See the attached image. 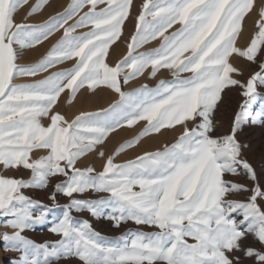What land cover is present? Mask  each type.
<instances>
[{
	"label": "snow or ice",
	"instance_id": "obj_1",
	"mask_svg": "<svg viewBox=\"0 0 264 264\" xmlns=\"http://www.w3.org/2000/svg\"><path fill=\"white\" fill-rule=\"evenodd\" d=\"M29 2L0 0V217H7L2 224L13 230L0 233V239L5 251L19 253L12 264L73 258L80 264H264V186L236 136L247 120V102L257 95V85H264V63L241 82L233 78L240 72L230 62L235 55L254 63L264 51V6L242 48L237 40L245 18L256 11L255 0H144L126 55L110 65L109 49L132 18L134 0H71L62 13L27 23L49 2L35 0L25 22H16V13ZM58 32L62 35L41 59L19 63L24 51ZM154 41L158 47L139 51ZM67 62L71 67H59ZM161 69L172 79L123 90L146 71L152 79ZM22 79L30 82H15ZM234 87L245 103L230 132L215 135L213 114L222 93ZM101 88L118 98L70 121L56 111L62 94L67 92L71 103L81 90L95 95ZM140 122L139 135L115 152L99 151L101 170L78 166L118 129ZM177 126L183 131L174 142L116 162L143 138ZM35 151L45 154L33 157ZM241 167L256 182L251 188L228 179L239 176ZM20 168L29 170L30 178L3 174ZM57 176L63 180L49 196L51 208L23 191L46 189ZM242 192L249 193L246 200L230 198ZM57 193L68 203L59 205ZM88 193L98 198H84ZM52 208H61L62 215L49 219ZM73 212L104 218L114 228L132 222L156 230L130 229L109 240ZM45 224L59 239L37 243L23 234ZM249 235L253 243L245 244Z\"/></svg>",
	"mask_w": 264,
	"mask_h": 264
},
{
	"label": "rangeland",
	"instance_id": "obj_2",
	"mask_svg": "<svg viewBox=\"0 0 264 264\" xmlns=\"http://www.w3.org/2000/svg\"><path fill=\"white\" fill-rule=\"evenodd\" d=\"M35 2H31L33 4ZM71 3V0H65L63 4L55 5L52 7V10L45 13V9L47 8L48 4L44 7V9L38 13L29 17L26 21L27 23H42L43 21L47 20L49 16H54L57 13H62L64 9ZM144 0L141 4L137 7L136 12L133 14V18L129 19V24L125 22V26L122 31V36L116 43L109 49V56L106 59V62L110 65H114L118 60L122 59L124 55L127 53V41L130 35L134 31V18L140 11V8ZM31 4L29 3V7L24 6L23 8L19 9L15 15L16 22H25L24 17L27 15L28 11L30 10ZM264 6V2H263ZM60 8V9H59ZM27 10V11H26ZM86 10V9H85ZM40 16H42L40 18ZM40 18V19H39ZM132 19V20H131ZM257 19V18H256ZM255 19V20H256ZM71 23V22H70ZM129 27V28H128ZM175 27H179L178 25ZM255 29L254 22L252 23L251 33L248 38L246 45L248 44L251 35L253 34ZM171 31V30H170ZM62 32L56 33L52 36L48 41L44 42L42 45L38 46L34 50H26L24 51L23 55L20 57L19 63L20 64H32L37 62L41 59L47 51L51 48V46L60 38ZM245 45V46H246ZM159 46V41H154L144 48L139 49V51H147L151 48H155ZM244 46V47H245ZM232 58V64L234 67L239 69L240 74L233 73V78L241 81L246 82L250 76L260 70V64L264 63V51H262L256 61L249 62L244 58L234 56L230 57V61ZM73 62H67L63 65H60L61 68H68L71 67ZM56 69H53V71ZM44 75H47L45 73ZM149 72L146 71L144 76L137 78L136 80L130 81L128 85L123 87V90L129 91L131 89L137 88L142 84H148L150 87H154L161 79L164 80H171L172 76L168 70L161 69L155 78L149 79L148 78ZM43 76H38L36 79H42ZM16 83L22 82H30L27 80H17ZM65 95V96H64ZM117 95L113 93L111 90L106 88H101L98 90L95 95L90 94L87 89L81 90L80 93L77 95V99L73 100L71 103L68 102V94L67 92L62 94L58 102V106L56 111L63 114L69 121L72 120L76 115L79 114L80 111H95L99 108L107 107L109 103L113 100L117 99ZM245 103V97L241 95V89L239 87H234L231 89L225 90L222 93V102L218 105L217 110L213 114L214 120V134L215 135H224L230 132L233 117L236 112L240 110V105ZM61 104V105H60ZM246 111L248 113L246 122L242 123L238 126V131L236 133L237 139L240 141L242 145H246L243 149L244 158L251 163L257 173V182L264 186V85H257V95L251 101L247 102ZM45 120V119H44ZM42 121L43 123L45 121ZM44 125H46L44 123ZM144 126V122H140L138 125L124 129H118L114 134L110 136L109 139L105 141V143L101 146H98L95 151L87 155L86 157L82 158L81 161L78 163L79 167L85 166H94L97 171L101 170L104 160L98 156L99 151L103 150L105 152V156L112 154L115 150L120 146V144L134 138L135 136L139 135L142 131ZM190 128L193 124L190 122L188 125ZM183 131V129L177 126L174 130H162L160 134H153L149 137L143 138L141 143L136 147L126 150L125 152L121 153L118 157H116L117 163L125 162L129 159L135 158L137 155L142 154L145 150L146 151H155L156 149L161 148L165 143H172L178 137V135ZM117 136L115 139L112 140L113 137ZM150 138V139H149ZM158 139L159 141L151 142L154 139ZM113 142V143H112ZM144 142V143H143ZM159 142V143H158ZM157 145H155V144ZM153 145V146H151ZM110 146V147H109ZM108 147V148H107ZM139 153V154H138ZM36 154V155H35ZM43 151H35L32 153L33 157H39L44 155ZM21 173H18V177H22L24 179L30 178V171H26L23 168ZM240 175L239 176H229L228 179L234 180L239 183H243L251 188L254 183L249 179L245 170L241 167L239 168ZM63 180V177H54L50 180L49 186L46 189H24L26 195L32 197L35 200L41 201L44 205L49 206L50 208L53 205V201L49 199V196L54 191V185L58 182ZM104 195V194H101ZM249 193L242 192L236 193L231 196V199H238V200H246ZM84 198H98L95 194L88 193ZM56 202L59 205H64L68 203V198L63 196L62 194L57 193L56 195ZM262 205H264V200L260 201ZM62 215L61 208H52V211L49 213V219L53 217H58ZM235 215V214H234ZM73 216L76 219H88L92 227L100 232L103 236L107 237L109 240H114L115 238L121 236L128 230H143V231H155L156 229L149 228L147 226H137L132 222H128L127 224H123L120 228H114L112 223L104 218L95 219L92 218L87 212L83 213H75L73 212ZM7 217H0V233L8 232L11 233L13 230L8 227H4L2 222L6 220ZM49 225H38L35 227L34 230L25 231L23 234L28 238L34 240L37 243H44L46 241H55L59 239L58 236L53 235L48 231ZM245 244L253 243V239L251 235L244 241ZM255 247L259 248V244H255ZM19 253L13 251H5L4 242L0 239V264H12L13 260L18 258ZM80 262L73 258L70 260H60L59 262H54V264H74ZM246 264H253L252 260H247Z\"/></svg>",
	"mask_w": 264,
	"mask_h": 264
},
{
	"label": "bare ground",
	"instance_id": "obj_3",
	"mask_svg": "<svg viewBox=\"0 0 264 264\" xmlns=\"http://www.w3.org/2000/svg\"><path fill=\"white\" fill-rule=\"evenodd\" d=\"M64 1L65 0H49V2H48V6H46L47 8L44 10L45 11V13L46 12H49V11H51L52 10V7L54 6L55 7V5L57 6V4L58 5H60L61 6V4H63L64 3ZM143 0H134V4H133V8H132V13H131V17L133 18V14L136 12V9H137V7L141 4V2H142ZM31 2H35V0H30V4H31ZM263 2H264V0H255V8H256V11H254V12H252V13H250L246 18H245V22L243 23V26H242V34L238 37V40H237V45L239 46V47H244L245 45H246V43H247V41H248V38H249V36H250V33H251V28H252V23L255 21V19L257 18V16H258V12H259V9H260V7H262L263 6ZM27 7H29V6H27ZM62 7V6H61ZM60 9V8H59ZM27 11V10H26ZM42 16H40V18H41ZM39 18V19H40ZM43 18V17H42ZM132 20V19H131ZM129 22V20H127L126 21V25H127V23ZM129 24V23H128ZM129 28V27H128ZM112 48V47H111ZM235 55H233L232 57H234ZM231 63H232V58H231V61H230ZM65 96V95H64ZM59 102V101H58ZM61 105V104H60ZM45 122V126H47V124L49 123V120L48 119H45L44 120ZM43 123V124H44ZM117 136H115V137H113L112 138V140L113 139H115ZM150 139V138H149ZM159 139V138H158ZM157 138L156 139H154L152 142H151V144L153 143V142H157V141H159ZM113 143V142H112ZM144 143V142H143ZM159 143V142H158ZM155 144V143H154ZM155 145H157V144H155ZM151 146H153V145H151ZM110 147V146H109ZM108 148V147H107ZM146 151V150H145ZM139 154V153H138ZM36 155V154H35ZM27 171V170H26ZM22 172V170H20V169H12V170H6L3 174H5V175H9V176H16V177H18L19 176V174L18 173H21ZM28 172H29V170H28ZM74 264H79L78 262H76L75 261V263Z\"/></svg>",
	"mask_w": 264,
	"mask_h": 264
}]
</instances>
